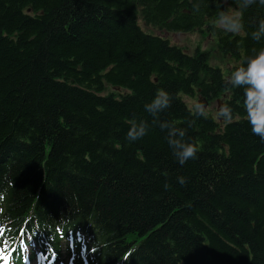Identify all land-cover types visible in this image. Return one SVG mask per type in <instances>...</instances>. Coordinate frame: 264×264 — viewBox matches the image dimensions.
<instances>
[{"label": "trees", "instance_id": "trees-1", "mask_svg": "<svg viewBox=\"0 0 264 264\" xmlns=\"http://www.w3.org/2000/svg\"><path fill=\"white\" fill-rule=\"evenodd\" d=\"M237 0H0V207L5 238L32 234L43 250L84 230L99 264H264V141L252 134L230 74L264 47L251 33L264 7L244 11L239 33L221 8ZM144 27L155 30H146ZM161 32L212 36L188 53ZM158 89L171 104L153 116ZM207 99L200 116L185 98ZM221 100L233 119L207 113ZM147 134L129 141V128ZM197 155L179 164L169 128ZM185 177L186 184L178 182ZM165 185H168L166 188ZM35 222L41 233H36Z\"/></svg>", "mask_w": 264, "mask_h": 264}, {"label": "clouds", "instance_id": "clouds-1", "mask_svg": "<svg viewBox=\"0 0 264 264\" xmlns=\"http://www.w3.org/2000/svg\"><path fill=\"white\" fill-rule=\"evenodd\" d=\"M238 7L235 11L231 8H221L218 12V22L221 28L229 33H239L244 28V11L253 5L264 7V0H237ZM256 41L264 40V18L258 20L256 30L251 33ZM229 83L232 87L242 88L244 95V110L252 134L264 141V47L255 50L244 62L231 74ZM171 94L166 89H158L152 100L144 105L145 111L157 116L170 107ZM197 114L203 116L205 108L202 104L196 105ZM219 115L231 121L233 110L229 106L221 108ZM161 128H169L166 137L172 153L179 162L184 165L197 155V146L187 142L184 138L186 132L183 129L170 128L167 122L160 124ZM146 122H139L132 125L127 132L129 141H137L147 134ZM181 185L186 184L185 177L178 178ZM167 188L168 185H165Z\"/></svg>", "mask_w": 264, "mask_h": 264}, {"label": "rangeland", "instance_id": "rangeland-1", "mask_svg": "<svg viewBox=\"0 0 264 264\" xmlns=\"http://www.w3.org/2000/svg\"><path fill=\"white\" fill-rule=\"evenodd\" d=\"M146 30L153 31L154 33H158L153 29H150L148 27H144ZM162 35L168 39H170L174 44H177L179 46L188 48L190 51H192L195 48L200 47L204 51L212 50V48H217L214 46V43H216L215 39L212 36H205L203 34H196V33H189V34H170L163 32ZM211 43V44H208ZM214 52H212L211 56L213 57ZM217 60H221L219 54L217 56H214L212 58L213 62H216ZM212 65V64H211ZM218 67V66H217ZM198 102L191 101V105L196 106ZM212 114L215 115V112ZM34 249V245L32 243H27V247H24V253H28L29 251H32ZM68 253V251H67ZM66 253V254H67ZM65 254V255H66ZM33 264H44V262H40V258L38 256H35V259L33 260Z\"/></svg>", "mask_w": 264, "mask_h": 264}, {"label": "snow or ice", "instance_id": "snow-or-ice-1", "mask_svg": "<svg viewBox=\"0 0 264 264\" xmlns=\"http://www.w3.org/2000/svg\"><path fill=\"white\" fill-rule=\"evenodd\" d=\"M10 231V229H7L5 226L0 225V261L3 262V264H12V260L14 258V253L17 251V249L12 248L10 246L9 240L4 238L6 233ZM25 235V230L21 229L19 232V236H24ZM23 244L24 242L21 241ZM25 247H27V244H24ZM52 255L55 256V250H52ZM27 259V257L25 258Z\"/></svg>", "mask_w": 264, "mask_h": 264}]
</instances>
